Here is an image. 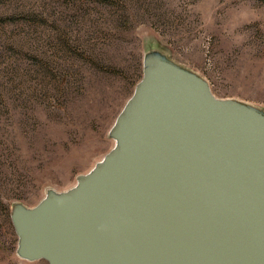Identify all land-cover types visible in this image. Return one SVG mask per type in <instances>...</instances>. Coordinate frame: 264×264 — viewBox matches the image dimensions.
<instances>
[{
  "label": "water",
  "instance_id": "95a60500",
  "mask_svg": "<svg viewBox=\"0 0 264 264\" xmlns=\"http://www.w3.org/2000/svg\"><path fill=\"white\" fill-rule=\"evenodd\" d=\"M65 190L9 211L16 254L47 264H264V110L217 97L162 49Z\"/></svg>",
  "mask_w": 264,
  "mask_h": 264
},
{
  "label": "rangeland",
  "instance_id": "374dc122",
  "mask_svg": "<svg viewBox=\"0 0 264 264\" xmlns=\"http://www.w3.org/2000/svg\"><path fill=\"white\" fill-rule=\"evenodd\" d=\"M152 48L264 110V0H0V264H47L16 254L6 210L112 148Z\"/></svg>",
  "mask_w": 264,
  "mask_h": 264
},
{
  "label": "trees",
  "instance_id": "16d2710c",
  "mask_svg": "<svg viewBox=\"0 0 264 264\" xmlns=\"http://www.w3.org/2000/svg\"><path fill=\"white\" fill-rule=\"evenodd\" d=\"M6 220L8 222V225L10 226V228H12V224H11V221L9 220V213H8V210H6Z\"/></svg>",
  "mask_w": 264,
  "mask_h": 264
}]
</instances>
